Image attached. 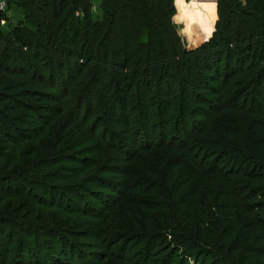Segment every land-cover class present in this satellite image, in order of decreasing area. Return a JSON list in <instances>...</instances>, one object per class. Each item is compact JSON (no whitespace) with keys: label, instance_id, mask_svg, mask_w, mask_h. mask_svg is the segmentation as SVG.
Listing matches in <instances>:
<instances>
[{"label":"trees","instance_id":"trees-1","mask_svg":"<svg viewBox=\"0 0 264 264\" xmlns=\"http://www.w3.org/2000/svg\"><path fill=\"white\" fill-rule=\"evenodd\" d=\"M5 2L6 8L16 4L21 14L14 24L2 27L7 21L6 8L0 11V136L17 143L41 138L56 119L63 130L58 140H52L41 174L31 171L29 165L10 169L11 162L0 161V182L8 184L15 179L19 184L31 182L37 188L56 189L53 184L74 180L84 167H90L56 172L64 158L63 149L78 145L81 155L98 149L97 145H81L79 131H74L77 137L71 143L69 130L79 127L86 135L99 130L100 140L106 132L110 138L117 139L118 134L131 138L135 127L132 115L138 113L140 126L146 128L155 109V124L163 125L159 139L151 143L148 138L139 146L129 141V149L118 154L137 158V147L147 150L149 147L143 146L149 145L156 149L153 159L160 162L167 160L171 148L177 158L172 169L182 161L191 164L198 177L212 174L220 183L210 202L201 201L198 183L187 194H192L191 225L200 229L191 239L172 227L155 235L137 231L136 244L144 242L143 264H174L176 255L180 257L177 264L199 256H203L202 264H207V259L208 264H264V0H215L211 32L189 48L176 27L174 0H98L101 16L92 14L93 0ZM32 61L41 62L45 70L34 69ZM246 102L256 108L245 106ZM172 110L178 112V132L185 138L177 140L175 147L164 145L168 122L175 121ZM187 111L199 119H191L188 129L181 122ZM162 148L165 153L161 154ZM74 160L72 155L68 162ZM102 168L95 169L111 175L117 170L126 173L120 168ZM151 173L156 182L149 191L163 184L175 190L171 177L159 181L157 166ZM124 185L121 194H109L112 205L129 190L140 192L133 183ZM218 193L223 199L219 202ZM200 205L206 215L198 213ZM115 220L101 234L109 246L125 237L130 240L128 230L132 227L125 229L121 216ZM0 224L8 226L7 240H12V228L24 227L3 216ZM167 224L170 226L172 219ZM233 225L234 240L230 235ZM34 228L38 227L25 230L35 234ZM216 229L222 232L220 241L212 233ZM206 239L209 243L203 244ZM11 244L0 243L3 258ZM125 244L115 257L127 261ZM18 246L14 247L16 254L22 256ZM45 247L47 250V243ZM157 251L160 254L152 258ZM46 255L50 259L48 251Z\"/></svg>","mask_w":264,"mask_h":264},{"label":"rangeland","instance_id":"rangeland-1","mask_svg":"<svg viewBox=\"0 0 264 264\" xmlns=\"http://www.w3.org/2000/svg\"><path fill=\"white\" fill-rule=\"evenodd\" d=\"M174 1L177 12L176 27L180 31L184 45L188 48L195 47L205 40L212 30L215 19V0ZM93 6L91 8L92 14L101 16L98 0L93 2ZM4 12L7 21L2 24V27L14 24L21 14L20 8L14 3L8 4ZM31 65L34 69L45 70L40 67L43 65L41 62L32 61ZM240 103L243 104L242 101ZM245 106L252 109L256 108L251 102ZM154 111L155 109L149 114L150 124L146 128H143L142 125L140 126V115L138 113L132 115L131 121L135 123V127L131 138H126L120 134H118L119 137H116L117 139L114 137L110 138L106 132L102 133L100 140L97 137L99 130L93 135L82 134L79 127L76 130H69V137L72 138L71 143L72 141L74 143V138L77 137V135H74V131H79L80 136L83 138L81 145L84 147L86 144L97 145L98 149L83 155H81V148L78 145L68 148L69 150L63 149L64 158H60L62 162H59L58 166H56L60 167V170H56V172L68 173L74 172L73 167L86 165H90V167H84L83 172L74 180H63L55 183L57 184L56 186L53 184L52 187L56 189L50 187H48V190L37 188V185L35 186L31 182L19 184L20 182L15 179H10L8 184L0 182V216L24 226L18 229L12 228L10 235L12 240H7L5 233L8 231V226L0 224V243L4 245L5 241L13 242L8 255L3 258L0 252V259H8L16 264H60L61 261L62 264H128L130 262L143 264L145 257L144 242L136 244L134 236L137 231H145L144 234L155 235L172 227L173 229H178L181 234L190 239L194 237V234L200 229L199 227L194 228L193 224L191 225V215L194 217L193 205L191 204L192 194L191 196L187 194L190 193L191 187L198 183L196 187L199 190L198 194L201 201L204 203L206 201L210 202L211 197L218 190L219 178L212 174L198 177L199 174H196L195 168L191 164L182 161L177 168L172 169V163L177 158L171 148L167 152V160L160 161L162 163L153 159L156 149L153 146L150 148L149 145H142L144 148L149 147L147 150H139L137 147V158H126V155L123 154L124 148L129 149L127 144L129 141H133L135 146H139L138 144L140 143L145 144L148 138L151 143L156 142L154 138L159 139L160 132L163 133V125L159 122L155 124L154 115L156 116V114ZM177 114L178 112L171 111V118L175 117V121L170 120L168 122L164 140L165 146L166 144L170 147L178 146L177 140L184 141L185 139L178 132L181 124L177 125ZM191 119L195 120L198 118L192 111H187L184 114V118L181 119L186 129L190 126ZM57 130L59 131L57 132ZM62 130L60 119H56L48 126L44 136L41 138H32L17 143L0 136V161L11 162L10 169L19 165L20 167L29 165L28 167L32 169L31 171L41 174L42 169L45 168V159L50 157L47 150L52 146L54 138L58 140L59 133ZM103 144L109 146L103 147L105 146ZM159 151L161 154L165 153L164 148ZM118 152L123 153L118 154ZM72 155L75 157L74 162H68ZM153 160L155 161L154 164ZM132 165L136 166L135 170L137 172L133 170ZM97 166L103 167L102 169L109 167L117 170L120 168L126 173L123 175L120 172L121 170H117V173L111 175L108 172H100L101 168L96 170ZM155 166H157L159 181L165 182V178H172L171 184H174L175 189L173 192L169 190L171 186H165L164 184L149 191L156 182L151 173L154 171ZM129 172L131 174H128ZM70 182L72 185H68ZM125 182L133 183L140 192L129 190L125 198L114 201L112 205L109 194H116V196L119 194L118 192L121 194L124 191ZM70 188L71 190L69 191ZM111 188L116 191H111ZM153 191L155 192L154 194H152ZM217 200L218 202L223 200L219 193ZM197 211L198 213L201 211L206 215V209L203 205H200ZM117 216L123 218L125 229L132 227L130 231L128 230L130 240L128 242L129 238L125 237L119 243L109 246L106 239H103V241L101 239L102 230L105 231L109 228L113 221L117 220H115ZM170 219H172V224L169 226L167 223ZM28 226L38 227L32 229L35 234H30L31 232L25 230ZM235 226L233 225L230 230L232 240H234ZM216 231L212 233L215 234L216 240L220 241L222 232L220 233L219 231L218 233V229ZM132 236L133 239L131 240ZM105 237L107 238L106 234ZM36 241L38 242L35 247ZM207 241L208 239L202 241V243H209ZM45 243H47V250ZM16 244L19 245L18 252L26 253V258L23 254L22 256L16 254L17 252L14 248ZM124 244L126 245V251L123 255L128 258L127 261L115 257V254L123 251L122 245ZM212 245L213 249L216 250L215 244ZM26 247L29 248L26 249ZM34 247H38V249ZM60 247L62 251H60ZM21 248L26 250L23 252L20 250ZM163 249L160 250L161 254H165ZM47 251L50 259L46 255ZM160 251L152 253L151 257L156 259ZM69 253L71 256H69ZM37 255L38 258H36ZM97 256L99 259L96 258ZM221 256L225 257V254ZM22 257L26 260L22 261ZM226 257L229 260L235 259L227 255ZM179 259L180 257L176 255L174 264H177ZM202 260L203 256H199L196 260L190 257L185 259V264H202ZM2 262L0 260V264H3ZM205 263L208 264L209 259L205 260Z\"/></svg>","mask_w":264,"mask_h":264},{"label":"built area","instance_id":"built-area-1","mask_svg":"<svg viewBox=\"0 0 264 264\" xmlns=\"http://www.w3.org/2000/svg\"><path fill=\"white\" fill-rule=\"evenodd\" d=\"M94 1H95V0H93V2H94ZM92 7H94L93 4H92ZM92 7H91V8H92ZM5 8H6V2H5V0H0V11H4ZM75 13H77V12H75Z\"/></svg>","mask_w":264,"mask_h":264},{"label":"crops","instance_id":"crops-1","mask_svg":"<svg viewBox=\"0 0 264 264\" xmlns=\"http://www.w3.org/2000/svg\"><path fill=\"white\" fill-rule=\"evenodd\" d=\"M174 6H175V4H174ZM182 32V31H181ZM179 33H180V31H179Z\"/></svg>","mask_w":264,"mask_h":264}]
</instances>
